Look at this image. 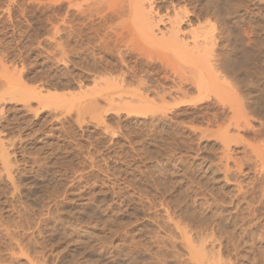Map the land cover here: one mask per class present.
Here are the masks:
<instances>
[{"label": "rangeland", "instance_id": "obj_1", "mask_svg": "<svg viewBox=\"0 0 264 264\" xmlns=\"http://www.w3.org/2000/svg\"><path fill=\"white\" fill-rule=\"evenodd\" d=\"M142 1L0 0V264H264V0Z\"/></svg>", "mask_w": 264, "mask_h": 264}, {"label": "bare ground", "instance_id": "obj_2", "mask_svg": "<svg viewBox=\"0 0 264 264\" xmlns=\"http://www.w3.org/2000/svg\"><path fill=\"white\" fill-rule=\"evenodd\" d=\"M208 4H210V0H208ZM222 6L221 3L220 4H217L216 6ZM153 6V5H152ZM152 6L151 4H146V3H143V1L141 2V0H136V2L133 4H131V10L132 12H137L139 18L143 19L144 18V26H143V31L145 32L144 34L148 37L150 36V38H154L156 39L158 36H157V33H154L156 30H155V26L158 27L159 23L164 21V19L162 17L159 16V18L157 20H152L153 18H155V16L157 14H152L151 15V12H152ZM212 6V5H211ZM185 12V11H184ZM157 13V12H156ZM152 16V17H150ZM186 17V15H185ZM151 18V19H150ZM184 17L179 15L178 12L175 13V16L169 18V21L171 22V29L170 30H167V32H162L161 35H162V38H166V39H170V42L173 40L175 41L176 43H178L179 45H185L188 43L186 41V38L189 36L190 39H192V42L193 44L196 46H199V48H201L200 46H204L206 44V39H207V36L205 35V33H201V34H197V32H195V29H192L191 32L188 34L186 32H182L183 30L181 29V23L184 22L183 19ZM140 20V19H139ZM155 30V31H154ZM182 30V31H181ZM186 33V34H185ZM189 37H188V41H189ZM149 38V37H148ZM151 38V39H152ZM161 39V37H160ZM169 41V40H168ZM172 41V42H173ZM173 42L175 45L176 43ZM204 44V45H203ZM180 45V46H181ZM197 48V49H199ZM203 49V48H202ZM206 49H204L205 51ZM202 51V50H201ZM200 52V51H199ZM208 52V51H207ZM204 53V52H203ZM202 53V54H203ZM220 59V58H219ZM219 59L217 60V63L215 62L214 63V68L213 69H223L224 67V63H223V60L225 61V59L223 58L222 62H221V59L219 61ZM232 62V61H231ZM239 64V63H238ZM212 67H213V64H212ZM222 67V68H221ZM225 68V67H224ZM219 71V70H218ZM221 71V70H220Z\"/></svg>", "mask_w": 264, "mask_h": 264}]
</instances>
